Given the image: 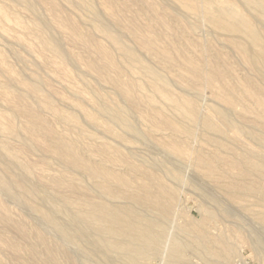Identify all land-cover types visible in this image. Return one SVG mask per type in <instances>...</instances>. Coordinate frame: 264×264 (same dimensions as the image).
<instances>
[{
	"label": "rangeland",
	"instance_id": "374dc122",
	"mask_svg": "<svg viewBox=\"0 0 264 264\" xmlns=\"http://www.w3.org/2000/svg\"><path fill=\"white\" fill-rule=\"evenodd\" d=\"M51 1H54L58 5V8L52 7L50 4ZM93 1L97 6L99 5L100 21L110 24L111 28L115 31H122L123 40L128 45L135 48L146 63L168 78L171 83V89L175 94L195 98L201 113L209 114L211 118L217 122V110L219 108L225 109L228 107V104L217 97L216 92L210 85L191 86L189 84L188 81H190L193 76L187 59H193L198 64L207 61L209 68L223 71L225 76L223 77L225 78L224 86H226L222 87L224 93L227 95L230 94L229 96H231V90H233V94L237 99L244 98L243 102L246 104V107H250V109L256 107L259 111L262 110L261 112L264 113V59L261 60L262 57H260L261 55L258 52V47L253 45L250 39L244 34L240 35L241 33H233L217 29L213 23L210 22L206 14L203 16V14L196 15L187 12L185 11V8L179 4L180 2L178 0ZM104 1H108L110 5L114 4L113 6H115L116 10L113 8H111V10L128 27H130L132 31L152 40L157 48L168 51L172 56L171 63L164 62L163 59L152 51H146L141 48L134 39L133 34L126 28L122 29L118 21L114 19V16L108 14L103 5ZM175 1H177V3ZM23 2L22 0H0V105H2L0 106V121L6 125L8 118L14 116L22 132H24L26 127L31 124V118L29 115L24 114L23 111H16V101L8 100L4 96L2 84L8 83L14 90L26 95L27 101L32 108L37 111L46 126L54 129V132H57L56 134L62 136L65 135L64 137L69 140L75 139L79 141L82 149L81 153L84 158L97 160L100 158L98 153L100 146L108 144L110 146L114 145L115 147H119L120 156L117 157V163L120 167L125 164V162H123L124 157H130V154L132 157L130 160L132 162L135 161L133 163H137V165H141L145 161L157 162L158 164L162 162L158 168L155 169L153 167L151 171L155 172L165 183L176 187L178 197L173 204L172 213L169 216V219L172 222L168 221L169 225L167 223V229L169 230H167L166 243L162 246L163 248L158 250L159 253L157 251L150 258L149 264H174L169 262L170 244L177 236L182 237L180 228L190 221L201 222L204 219L202 207L211 210L216 205L213 200L205 197L204 193L217 197L220 206L227 207L228 213L223 214L221 217L222 224L231 226L237 231H241L240 235H237V239H235L238 243V250L234 257H232L231 264H264V250H262L260 246L258 247V245H256L258 243L252 239H255L259 235L261 236V234V237L264 238V224L257 219L254 211L246 209L244 207V202L238 203L230 199L224 190L220 188L219 184L215 182L213 177H207L203 174L204 170L195 165L194 159L176 156L166 145V142L169 140L167 134L170 132L168 125L164 124L165 127L162 126V129L159 126H155V122L165 123L164 119L166 118L158 115L154 107L148 104V100L144 94L148 93L149 95L152 93L150 88L145 86L143 89H139L136 85L143 86V84L148 83L151 80L150 76L141 69L130 66L125 61L124 57L118 52L116 45L102 31L95 27L96 20L93 19L87 11L72 4H68L63 0H33L36 6L35 10L30 9L25 2ZM237 2L239 9L249 18L251 17V20L254 23L257 22L256 25H258L264 33L263 19H261L257 13L242 0H237ZM64 3L66 5H63ZM80 19L83 20V24L80 22ZM43 22L46 35H52L51 37H54L55 39L57 37L56 40H59V44L63 52H65V59L46 45V37L37 31L35 24H43ZM57 30L59 32H57ZM237 42L242 43L248 49V57L242 56V52L241 54L239 52L240 50H235L234 44ZM103 47L111 50L112 56L116 60V65H111L109 60L103 56L101 52V48ZM250 52H252V54L256 53V55L250 57ZM257 52L258 55H260L259 57L257 56ZM106 64H108L109 67L106 69L102 68V66H105ZM108 76L119 77L123 82L133 85V91L136 97L135 102L132 103V105H129V101H127L126 97L120 91L115 90L116 88ZM9 78L11 81L8 82ZM34 80L41 82L39 83L42 91L41 94L48 95L56 108L64 112L74 113L78 116V119H80L78 126L71 121L58 119L52 109L43 105L41 97L32 93L26 85L27 82L31 83ZM233 82L238 85V89L235 87L236 84L233 85ZM13 83L15 86L12 85ZM257 90L261 93H258ZM97 96H101V98L109 97L108 99L110 101H112L111 99L116 100L128 108V117L138 129L137 131L140 130V138L138 139L130 133H125L118 124H114L115 128L130 140L123 141L114 135H108V133L104 131L105 120H107V118L104 117L103 114L99 116L100 119L98 120V123L92 122L85 111L93 112V109L96 108L94 100ZM243 109L244 108H241V113L230 111L233 120L245 130L260 131L259 126H253L251 122L244 117L243 114L245 113H243ZM80 110H82L83 113ZM171 115L176 118L181 117L180 113H173ZM193 128L195 135L189 140L191 146L193 149H204L206 152H203V157L205 158L206 163H208V166L211 165L210 167L212 169L215 170V168H217L218 172H222L221 166L224 165V162H232L234 161V158L224 153H220L217 156L222 157L219 161H222V164L220 167L216 165L215 154L217 153V149L212 145V136L203 129V126L200 123L196 124ZM141 132L145 135L144 137ZM0 134V141L3 139L8 141L10 146L9 149L18 155L20 161L25 162L30 166V176L26 178L22 173L19 175L20 170L17 169L18 167L14 164V167H17L14 168L10 164H13L14 162L11 160L9 163L8 160L10 159L7 158L1 150L0 157L3 158H0V163H9L12 167H8H11L17 172L14 173L11 169L15 176L21 177L18 178L22 183L25 181L28 182L32 179L28 183L25 182L27 186L28 184L36 185L37 180L38 182L41 180L49 181L62 176L71 180L74 179V182H80L83 186L88 185L91 181L88 177L85 179L80 169L78 170L81 173L77 169L75 171V169L67 168L62 161L59 160L56 153H45V149L38 145L32 151L23 150L18 140L10 137L2 131H0ZM34 134L36 140H43L45 132L41 129L35 131ZM240 136L241 143H232L228 137H217L224 140L230 146L239 149L242 147V142L244 141L248 142L247 140H249V142L254 143L247 134H241ZM149 139H151V141ZM223 148H226V145L223 146ZM126 153L128 155H126ZM43 157H46V159ZM56 158L58 159L56 160ZM142 160H144V162H141ZM168 168L181 171L182 180L178 181L168 176L166 174ZM35 185L32 186L33 188H31V186L29 187L33 191L35 190L34 193H36V199L38 197L40 198L37 199L40 204L36 201L37 205L45 210L50 209L51 211L46 210V212H48V214L52 213V216H56L57 214L56 217H58L59 215V218L57 219L60 221L62 220V223L64 221V225L66 224V226L71 227L72 235H74L72 237L73 239L62 237L56 229H52L53 227L50 228V223L47 220V222H45L44 219L46 218L43 217L35 207L33 208L32 205L28 206V204L21 202L20 200L18 201L17 199H10L11 197L7 196L0 187V199L2 201V204L0 205V217L4 214H9L11 217V222L8 224L0 221V264H45V245L41 241L36 240L37 238L34 234L35 227L42 228L41 230L44 229V232L46 231L45 233L54 247L58 248L60 246L65 249L68 242L70 246L73 244V248L77 247V249L75 248L76 250H73L71 247V250L69 247L65 250H69L70 254L74 256L78 264H92L95 259L94 256L86 254V251L83 254V247L81 246L83 243V246H88L87 248H90L92 244L95 245V248H93L94 251L98 249L96 252L99 254L101 253L100 255L103 256L105 260L109 259V261L107 260L108 263L110 260H115V255L107 256L111 253L106 254L105 249L103 247L101 248L97 243L91 226H85V228L83 226L84 229L80 227L83 232H91L87 237L88 234L84 235L81 232V229L74 225L72 217L74 213L70 210V213L69 211H66L64 214L51 201L55 196H58V198H55L60 202L61 196H75L76 193L73 194V192L69 191L66 187L48 185L41 187L39 192L37 190L38 185H36L37 188L34 189ZM42 188L45 191L41 190ZM92 193L96 198L99 197L97 196V192L95 193V191H93ZM42 198L45 200H42ZM50 207H54L53 209L57 212ZM257 209L261 208L257 207ZM54 212L56 214H53ZM42 217L44 219H42ZM224 217H226L225 220ZM4 224H6V226ZM72 226L74 229H72ZM18 227H22V229L27 232V236L23 237ZM214 227L215 224L211 223L209 229L214 232ZM75 228H79L78 230H80L81 233ZM68 230L70 231V228H68ZM79 233L83 236V240H85L84 242ZM242 233L244 235L249 234V237L251 238L248 242L243 241ZM8 239L14 240L20 245L22 250L20 257H16L12 254V250L6 243ZM63 240L64 242L67 241L64 243L62 242ZM71 240L74 241L70 242ZM89 243L92 244L89 245ZM30 245H34L39 251V257L34 258L27 252V248H29ZM255 245L257 246L258 251L255 250ZM78 247L80 249H78ZM75 251H78L79 253H76ZM188 252L185 264H214L213 262L211 263L205 260L195 250H190ZM91 257L93 258V261L89 262L90 259L92 260ZM85 258L89 260L87 261ZM62 259L63 261H61ZM95 260L97 262L94 261L95 263H93L99 264L98 262L100 261L97 258ZM114 260L111 264L114 263ZM60 261L63 264H67L66 258L63 254L62 257L60 256Z\"/></svg>",
	"mask_w": 264,
	"mask_h": 264
},
{
	"label": "bare ground",
	"instance_id": "6f19581e",
	"mask_svg": "<svg viewBox=\"0 0 264 264\" xmlns=\"http://www.w3.org/2000/svg\"><path fill=\"white\" fill-rule=\"evenodd\" d=\"M23 1L30 9L32 10L36 9L35 2H33V0L31 1L22 0V2ZM63 1L87 11L93 17V19L96 20L95 27L100 31H102L116 45L118 52L120 53V55L124 57L125 61L130 66L136 67L137 69H141L148 76H150L151 80L148 83L143 84V86L138 84L136 85L139 89L141 88L143 89L145 86H148L150 88L152 93H150L149 95L148 93L144 94L148 100V104L154 107L158 115L162 116L163 118H166L164 119L165 123L155 122V126H159L162 129L163 127H165L164 124L168 125L170 132L169 134H167L169 140L166 142V145L169 147V149L176 156L188 157L194 159L195 165L204 170L203 174L205 176L213 177L215 182L219 184L220 188L224 190V192L227 194V196L230 199L238 203L244 202V207L248 210L254 211L257 219L262 224H264V149H263L264 148V113L261 112L262 110L259 111L256 107H253L251 109L250 107H246V104L243 102L244 98L237 99V97H235L233 94V90H231L230 88L229 89L231 90V96H229L230 94L228 95L225 94L224 91L222 90V87L225 85L224 82L225 78H223L225 76L223 71L216 69L213 70L209 68L207 61L198 64L193 59H187L190 71L193 76L191 80L189 79L190 80L188 81L189 84L191 86L210 85L213 88V90L216 92L217 97H219L228 104V107H226L225 109L219 108L217 110L216 120L218 123L215 122L209 114L201 113L195 98L186 95L175 94L171 89V83L168 80V78L159 71H157L154 67L146 63L144 59L141 57V55L135 50V48L128 45L123 40L122 31H115L111 28L110 24L100 21V12L98 9L99 5L97 6V4L93 0H63ZM178 1L180 2L179 4L182 5V7L185 8V11L187 12L196 15L203 14V16L204 14H206L210 22L213 23V25L217 29L222 31H230L233 33H241L240 35L244 34L245 36H247L250 39L251 43L258 47V52L260 53L261 56L258 55V52H257V56L262 57L261 60L264 59V33L258 27V25H256L257 22L254 23L251 20V17L249 18L243 11L239 9L237 0H178ZM242 1L250 8H252L257 13V15L264 21V0H242ZM175 2L177 3V1ZM50 4L52 7L58 8V5L54 1H51ZM63 5L66 4L64 3ZM103 5L106 8L108 14L114 16V19L118 21L122 29L126 28L129 30L130 33L133 34L134 39L136 40L137 44L141 46V48L145 49L146 51H152L161 59H163L164 62L171 63L172 56L168 51L157 48L152 40L145 38L137 34L136 32L132 31L130 27H128L119 17H117V15L111 10V8L116 10L115 6H113L114 4L110 5L108 1H104ZM82 21L83 20L80 19V22ZM44 22L43 24L42 23L35 24L37 31L41 35L46 37V45H48L60 56H62L63 59H65L64 56L65 52H63L62 50L59 44V40L58 41L56 40L57 37L55 39L54 37H51L52 35L51 36L46 35ZM57 32L59 31L57 30ZM234 48L237 51L240 50L239 52L240 54L242 52V56L248 57L247 56L248 49L242 43L240 42L235 43ZM101 52L103 56L109 60L111 65H116V60L112 56L110 49L103 47L101 48ZM250 54H251L250 57L256 55V53L252 54V52H250ZM120 64L122 65L121 62ZM107 67H109L108 64L102 66V68L104 69H106ZM108 78L111 80L112 84L116 88L115 90L120 91L126 97L127 101H129V105H132V103L135 102V97H136L134 95L133 85L123 82L119 77L108 76ZM9 79L8 82L11 81V79L10 80ZM39 83L41 82L34 80L31 83L27 82L26 85L28 86L29 90L32 93L41 97V101L43 105L52 109L55 116L58 119L71 121L76 126H78L80 122L78 116L74 113L64 112L56 108L51 98L48 95L41 94L42 91ZM235 84L236 83L233 82V85ZM12 85L15 86L14 83ZM237 86L238 85L236 84L235 87ZM2 87H3L4 96L8 100L16 101L15 102L16 111L18 112L23 111L24 114L30 116L31 124L26 127L24 132H22L20 126L16 121V118L14 116H11L10 118H8L6 125H4L2 121H0V131L18 140L23 150L32 151L38 145L41 148L45 149V153L47 152L56 153L58 155L59 160L62 161V163L67 168L75 169V171L76 169L77 170L80 169L85 179L86 177H88L90 178L89 180H91L90 182L88 181L89 182L88 185L85 186H83L80 182H74L73 181L74 179L71 180L63 176L49 181L41 180L40 182H38L37 180L36 181V185H38L37 190L39 191L41 187L48 185V186L66 187L69 191L73 192V194L76 193L77 195L75 194V196L74 195L61 196L60 202L56 200L58 196H55L56 198L54 197L53 199H51V201L61 212L64 213L66 211H69L70 213L71 210V212L74 213L72 217H73V223L76 227L79 228L81 227L82 229H84L85 226H91L93 228V232L95 234V239L97 243L101 246V248L103 247L105 249L106 254L107 253L113 254V255L109 254L107 256H114V255L116 256V258L113 257L115 258V260L113 259L114 263L112 264H149L150 258L160 248H163L162 246L164 245V243H166L167 230H169L167 229V223L168 221L172 222L169 219V216L172 213L173 204L178 197L176 187L170 186L169 184L165 183L160 177L157 176L155 172L151 171L153 167L155 169L158 168V166H160V163L162 164V162L158 164L157 162H151V161L144 162V160H142L141 162L144 163L141 165H137V163L136 164L133 163L135 161L132 162L130 160V158H132L130 154V157H126V156L124 157L123 162H125V164L122 167H120L118 166L117 163V157L120 156L119 147H115L114 145L110 146L108 144H103L98 149L100 158H98L97 160L91 158L86 159L82 156L81 153L82 149L79 144L80 142L75 139L69 140L64 137L65 135L62 136L56 134L57 132L55 133L54 129L46 126L43 120L40 118L37 111L34 108H32L30 103L27 101V97L24 93L14 90L8 83H3ZM239 89L242 90L241 88ZM258 93L261 92L259 91ZM108 98L107 97L101 98V96L99 97L97 96V98H95L94 100L96 104V108L93 109V112H87L84 110L87 116L89 117V119L92 122L98 123V120L100 119L99 116L103 114V116L107 118V120H105L104 131L108 133V135H114L123 141L130 140L126 138V136L122 135V133H120L115 128L114 124H118L123 129V131H125V133H130L139 139L140 130L137 131L138 129L129 119L127 114L128 108L120 104L118 101L113 99H111L112 101H110ZM239 106L241 108H244L243 113L245 114L242 113L244 117L247 120H249L253 126H259L260 131L257 132L254 130H245L242 126L238 125L233 120V118L230 115L231 114L230 111H236L238 113H241L242 111ZM80 111L82 112V110ZM173 113L174 114L180 113L181 117L178 118L173 117L171 115ZM199 123L203 126V129L210 136H212L213 144L212 143L210 144H212L215 147V149H217V153L215 154L216 165L220 167L222 164V161L219 162L220 159H222V157L217 156L220 153H224L234 158L233 159L234 161L232 162L231 161L224 162V165L221 166L222 172H218L217 168H215V170L212 169L210 167L211 165L208 166V163H206V160L203 157V152H206L204 149L202 150L193 149V147L190 144L189 140L195 135L193 127ZM41 129H43L45 132L44 138L43 140H36V138L34 137L35 135L34 133L35 131ZM141 134L143 135V132H141ZM241 134H247L253 140L254 143L249 142V140H247L248 142L244 141L242 142V147L239 149L230 146L224 140L219 139L217 137V136L228 137L232 141V143H241V136H240ZM144 136L145 135H143V137ZM149 140L151 141V139ZM225 145L226 148H223V146ZM9 147L10 146L8 141L4 139L0 141V150L3 152V154H5L7 158L10 159L8 160L9 163L12 160V162L14 163L13 164L10 163V164L13 167L15 165L18 167V168L17 167L14 168L20 170L19 175L20 173H22V175L26 176V178L29 177L31 171L30 166L27 163L20 161L18 159V155L15 152H12L9 149ZM126 155L128 154L126 153ZM43 158L46 159V157ZM58 158H56V160ZM3 163L5 164L0 163V187L4 191V193L7 194V196L11 197L10 199L13 198L15 200L17 199L18 201L20 200L21 202L28 204V206L32 205L33 208L35 207L41 213V215L46 218L44 219L42 217V219H44L45 222L48 221L50 223V224L48 223L49 226L51 225L50 228L53 227L52 229H56L59 232V234L64 238L73 239L72 237L74 235H72L71 227L66 226V224L64 225L63 224L64 221L62 223L61 222L62 220L60 221L59 219H57L59 218V215L58 217H56L57 214L54 212L53 214H56V216L53 215L55 216L53 217L52 213L49 212L51 214L50 215L48 214V212H46L47 209L46 210L42 209L37 205L36 201L38 202L37 199L39 197L36 199L37 196L35 195L36 193H34L35 190L33 191L31 189L33 188L32 186L35 185L33 184V181H32L33 185L28 184L27 186L25 184V182L27 181L22 183L19 180V178L21 177L18 176L19 177L18 178L13 174L12 171L14 170L11 168L12 166L9 163L6 162ZM8 166L11 167L9 168ZM180 172L181 171H178L176 169L174 170L168 168L166 174L178 181H181L182 178ZM14 173L17 172L14 171ZM36 185L34 189L37 188ZM29 186H31V188ZM41 190H43V188ZM93 191H95V193L96 192L98 193L97 194V196H99L98 198H96V196L93 195L92 193ZM204 195L205 197L213 200L216 203L215 207L210 210L208 208L201 206L204 219L201 222L190 221L189 223H187L186 225L180 228L182 237L177 236L175 239H173V241H171V244L169 243L170 244L169 262H172L174 264H185L187 261L186 255L187 253H189L188 251L195 250L205 260L211 263L213 262L214 264H231V259L232 257H234L235 253L238 250V243L235 239H237V235L239 236L241 231H237L231 226L222 224L221 217L223 216V214L228 213L227 207L220 206L218 201L219 199H217V197H213L211 195H208L207 193H204ZM43 199L44 198H42V200ZM1 204L2 201L0 199V205ZM257 207L261 209H257ZM48 210L51 211L50 209ZM225 218L226 217H224V220ZM0 221L8 224L11 222V217L9 214H4L3 216L0 217ZM231 221L233 222L232 219ZM211 223L215 224L214 232L209 229ZM4 225L6 226V224ZM67 227L70 228V231L68 230ZM18 229L23 235V237L27 236V232L23 230L22 227H18ZM41 229L35 227L34 234L37 238L36 240L41 241L45 245V249H44L45 264H63L61 263L63 259L60 261V256L62 257V254L66 258L67 264H78L74 256L70 254L69 250L67 251L65 250L67 247H69V249L71 250V248H73L72 246L73 244H71L70 246L68 242V245L67 247H65V249L63 247H60L59 245L58 248L54 247L49 237L46 235L45 233L46 231L44 232L43 231L44 229L43 230ZM72 229H74L73 226ZM78 229L76 230L80 232V230ZM82 229L81 232L84 235L88 234L87 235L88 237L91 232L86 233L84 231L85 232L84 233ZM80 233L79 235H81ZM261 236L259 235L255 239L254 238L252 239L256 243H258L256 244L258 245V247L260 246L261 249L264 250V238ZM242 237L244 242H248L251 238L249 237V234L248 235L243 234ZM81 239L83 240V236ZM72 241L74 240H71L70 242ZM84 241L85 240H83V242ZM62 242H64V240ZM6 243L7 246L12 250L13 252L12 254H14L16 257L21 256L22 250L20 245L16 241L8 239ZM90 244L92 243H89V245ZM83 245H81L83 247V254L86 251V254H89L90 256H94L95 259L97 258L100 261L98 262L99 264H111V262L113 261L110 260V262L108 263L107 260L109 261V259L105 260V258L100 255L101 253L99 254L98 252H96L98 249L94 251L93 248H95V245L92 244L90 248H87L88 246L85 247ZM75 248L77 249V247ZM75 248H73V250ZM27 249H28L27 252L32 257L37 258L40 256L39 251L35 248L34 245H30L29 248ZM78 249L80 248L78 247ZM255 250H257V246ZM76 253L79 252L77 251ZM85 259L87 260V258ZM95 259L94 261H96ZM91 261H93V258L92 260L90 259L89 262ZM93 262L92 264L95 263Z\"/></svg>",
	"mask_w": 264,
	"mask_h": 264
}]
</instances>
